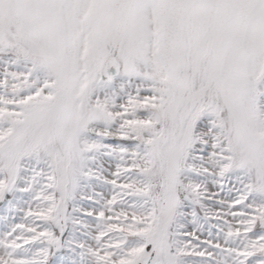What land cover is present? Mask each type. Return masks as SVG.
I'll list each match as a JSON object with an SVG mask.
<instances>
[{
	"label": "snow or ice",
	"instance_id": "snow-or-ice-1",
	"mask_svg": "<svg viewBox=\"0 0 264 264\" xmlns=\"http://www.w3.org/2000/svg\"><path fill=\"white\" fill-rule=\"evenodd\" d=\"M0 264H264V0H0Z\"/></svg>",
	"mask_w": 264,
	"mask_h": 264
}]
</instances>
